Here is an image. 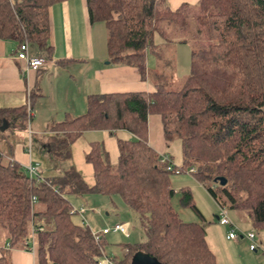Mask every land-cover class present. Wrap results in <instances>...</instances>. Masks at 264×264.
I'll list each match as a JSON object with an SVG mask.
<instances>
[{"label":"trees","instance_id":"trees-1","mask_svg":"<svg viewBox=\"0 0 264 264\" xmlns=\"http://www.w3.org/2000/svg\"><path fill=\"white\" fill-rule=\"evenodd\" d=\"M58 1L0 0V39L16 45L25 40L49 57L48 8ZM84 1L89 22L104 25L110 62L134 66L144 78L146 53L154 51L158 35L189 45L188 74L176 91L156 82L150 92L88 95L83 114L50 126L54 135L47 155L58 166L68 162L69 146L83 131L130 135L116 139L115 164L101 143H90L84 155L93 170L90 187L70 164L43 178L0 153V225L7 246L26 250L31 242L33 264H97L101 234L95 242L68 200L96 193L117 195L136 214L141 231L142 239L126 245L121 259L112 256L114 264L137 251L161 264H217L202 225L181 221L171 207L174 172L166 170L171 161L159 162L160 155L147 145L146 119L158 115L165 141L179 140L178 173L193 167L190 174L218 207L244 211L264 233V0H197L175 8L166 0ZM26 116L25 106L0 107V124L4 119L9 131L15 122L24 126ZM210 181L217 187L206 184ZM180 192L179 204L198 214L189 192ZM0 264H9L4 248Z\"/></svg>","mask_w":264,"mask_h":264},{"label":"crops","instance_id":"crops-1","mask_svg":"<svg viewBox=\"0 0 264 264\" xmlns=\"http://www.w3.org/2000/svg\"><path fill=\"white\" fill-rule=\"evenodd\" d=\"M181 2L186 0H169L168 5L175 8ZM48 23L51 53L46 58L43 52L28 44L29 53L42 57L44 63L26 75L21 72L22 62L15 57L16 43L0 39V107L25 106L27 116H31L26 135L25 125L20 126L18 122L11 128V139L6 135L8 125L4 131H0V153L22 167L35 165L37 174L43 178L54 176L60 169L47 155L48 140L54 135L50 126L64 117L73 118L83 114L88 95L154 90L148 75L149 68L154 67L153 52L146 53L144 78L140 77L134 66L110 62L105 34L103 37L102 33V30L105 32L104 25L101 27V22H89L84 0H60L51 4ZM103 42L104 47H101ZM117 135L119 139L130 138L124 130H86L70 144L68 164L73 166L88 187L94 183L92 167L84 160L90 143H101L108 160L115 164L118 156ZM146 143L158 155H166L164 150L169 142L163 138L160 119L156 114L147 116ZM69 197L78 199V203L82 199V195ZM235 216L241 215L235 213ZM106 227L101 226L100 230ZM104 235H100V238ZM8 242L1 244L0 249L8 250L9 264H33L31 252L11 248L7 246ZM214 257L220 264L215 254Z\"/></svg>","mask_w":264,"mask_h":264},{"label":"rangeland","instance_id":"rangeland-1","mask_svg":"<svg viewBox=\"0 0 264 264\" xmlns=\"http://www.w3.org/2000/svg\"><path fill=\"white\" fill-rule=\"evenodd\" d=\"M195 1L197 0H186L189 3H194ZM166 2L169 3V0H166ZM100 25L103 27L102 23ZM102 33L104 37L105 32L103 30ZM154 43L155 49L152 53L154 67L148 70L150 82L151 84L157 82L165 90L176 91L183 85L184 79L188 74L189 45L168 43L158 35H154ZM102 45L104 47V42L101 44V47ZM30 118L31 116H26L24 123L25 135L30 128ZM12 132L6 129V135L10 139L13 138ZM117 138H120V136ZM164 152L166 153L165 156L171 161V164L176 166V169L182 166L178 139H173L169 142L165 146ZM60 163H62L59 165L60 168L68 164V162L61 161ZM188 171L189 167H186L184 172L169 175V186L173 189L170 204L177 217L183 222H194L202 225L207 246L215 254L220 264H264V233L254 228L247 214L239 210L227 209V217L233 226L219 225L216 222L215 216L219 213L220 207L217 206L214 199L208 194L206 188L200 185ZM206 184L212 188L217 187V184L213 181L207 182ZM181 189L189 192L191 204L196 208L198 214L191 207L181 206L179 204ZM68 200L73 207L82 205L80 207L84 209L83 216L85 222L93 232L99 233L97 230H100L101 226H107L109 228L117 222L127 227V237L118 232H108V234L103 236L101 242L102 250L105 254L114 256L117 260L121 259L126 245H133L142 239L135 216L136 214L131 212L117 195L105 196L88 193L82 195L80 203H78V199L76 200L73 197H69ZM235 213H239L241 216L237 217ZM71 219L73 222L79 223L77 216L73 215ZM230 230L236 235L234 239L225 238ZM246 232H252L254 234V243L256 245L254 251L248 249V241L243 237V234ZM240 235H242L241 238H239ZM7 241H9L8 235L0 225V245L5 244ZM5 255L7 257V253ZM128 263L129 259L126 258L121 264Z\"/></svg>","mask_w":264,"mask_h":264},{"label":"built area","instance_id":"built-area-1","mask_svg":"<svg viewBox=\"0 0 264 264\" xmlns=\"http://www.w3.org/2000/svg\"><path fill=\"white\" fill-rule=\"evenodd\" d=\"M28 49H29V45L24 40L17 45L16 51H15L16 59H18L20 62H22L21 72L23 75H26L30 70H35L36 68H38L39 66H41L44 63V59L42 57L31 55L29 53ZM167 158L168 157L165 155H160L159 156V162H161V163L167 162ZM24 169L26 170V172L29 175L34 176L37 174L35 165L28 164L24 167ZM166 170L173 171L174 173L179 172V169L172 168V164H168L166 166ZM192 172H194V168L189 167L188 173H192ZM30 200H31V202H33L34 197H31ZM70 212H76L78 214V216L80 217L81 222L83 224H86L85 218L83 217L84 209L82 207H73L72 206L70 209ZM216 222L220 225L233 226V224L231 223V221L227 217V209H225V208H220L219 213L216 215ZM110 231L111 232H118V233L122 234L123 236H127V234H128L127 227L122 223H115L113 226H111L109 228L108 227L103 228L99 231V233L93 232L90 230V233H91L93 239L95 240V242H97L100 234L104 235ZM235 236L236 235L234 234V232L232 230H230L227 233L226 238L227 239H234ZM240 236L242 237V235H240ZM243 237L248 241V249L255 250L256 245L254 243V234L252 232H246L245 234H243ZM26 244H27L26 250L32 253L31 242H27ZM97 264H114V262L112 260V256L107 255L103 251L100 250V255L98 257Z\"/></svg>","mask_w":264,"mask_h":264},{"label":"water","instance_id":"water-1","mask_svg":"<svg viewBox=\"0 0 264 264\" xmlns=\"http://www.w3.org/2000/svg\"><path fill=\"white\" fill-rule=\"evenodd\" d=\"M8 123L2 119L0 124V131H4L7 128ZM214 181L218 182L220 185L225 183V180L222 177H216L213 179ZM216 218V217H215ZM128 264H161L153 257H150L142 252H135L130 257Z\"/></svg>","mask_w":264,"mask_h":264}]
</instances>
